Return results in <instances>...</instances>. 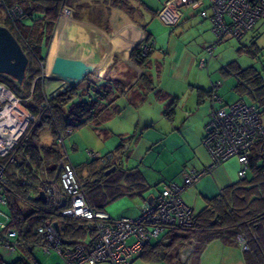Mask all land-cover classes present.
Returning <instances> with one entry per match:
<instances>
[{
    "label": "crops",
    "instance_id": "1",
    "mask_svg": "<svg viewBox=\"0 0 264 264\" xmlns=\"http://www.w3.org/2000/svg\"><path fill=\"white\" fill-rule=\"evenodd\" d=\"M170 1L73 0L75 21L71 30L75 28L78 33L84 34L89 30L95 39L100 38L102 32L107 39H111L105 43L107 52L103 55L101 51L105 45L96 43L95 47L89 49L80 41H74L75 48L81 47L79 58L88 56L95 67L104 64L100 72H95L88 80L98 77L118 81L125 87L126 93L114 100L111 110L115 114L109 119L75 130L68 138L70 147H66L64 141L63 147L59 148L47 126L39 129L30 145L41 158V170H37L34 165L29 170L30 179L17 180V171L11 169L14 166L10 170L8 168V175L14 176L9 177L10 182L23 183L19 188L12 186L11 190L13 203L23 215L33 208L25 198L28 193H32L28 184L36 185L37 176L57 177L62 150L66 151L83 184L89 205L105 212L113 220L123 217L136 219L145 206L155 201L163 184H181L182 176L193 171L207 170L199 182L182 192L183 201L195 215L207 207L208 201L219 198L225 188L239 182L240 165L236 160L210 168L211 157L202 140L213 110L240 100L255 104L252 91L242 93L238 87L240 82L234 70L252 69L264 79V20L257 22L240 41L225 38L215 49L214 56L209 57L205 49L214 41V36L210 23L199 15L201 11L207 10V1L199 0L193 6H184L179 10L166 8ZM163 12L172 18L171 24L160 18ZM149 18L152 22L153 18L156 19L158 32L151 28L145 30L143 24ZM166 33L168 36H165ZM118 35L124 38L123 42L131 41L127 52L118 49L121 44L113 43ZM146 38L153 47L141 69L130 62V53ZM157 39L161 40L160 44ZM64 41L72 44L65 38ZM58 44L57 51L65 49L60 47L62 44L65 46L61 39ZM154 52L158 53L157 61L161 59L166 68L162 72L165 73V82L160 80L162 90H156L154 82L159 73L150 71L149 59L155 60ZM47 56L48 49L45 58ZM200 60L205 61L204 67L198 65ZM143 74L151 81L146 83V87L141 84ZM215 82L221 84L218 91L220 104L211 100V86ZM88 85L82 81L75 87L84 92ZM2 86L0 112L8 108L11 116L8 124L2 121L3 117H9L6 112L0 117V146H5L14 143L19 136L17 121L22 117L15 113V109L12 110L11 105L15 101L13 104L19 107L20 100L5 85ZM5 99L8 103H5ZM261 121L264 124V115ZM13 130L15 134H12ZM10 135L15 139L9 140ZM68 149L74 153L72 157ZM89 152L99 153V159L91 158ZM56 154L60 155L59 158ZM106 156H111V160L103 165L102 158ZM0 209L10 218L8 227L16 231L11 225L9 204L0 206ZM173 233L165 231L148 245L167 246L180 236ZM89 238L90 234L86 232L79 241L88 242ZM178 247V244L171 245L165 257L159 261H148L142 255L132 264H245V253L230 238L215 239L208 243L192 240ZM201 247H204L203 252L196 255ZM37 251L41 252L38 246L29 255L16 249L9 253L0 244V258L7 263L30 256L31 262L41 264L36 256Z\"/></svg>",
    "mask_w": 264,
    "mask_h": 264
},
{
    "label": "trees",
    "instance_id": "2",
    "mask_svg": "<svg viewBox=\"0 0 264 264\" xmlns=\"http://www.w3.org/2000/svg\"><path fill=\"white\" fill-rule=\"evenodd\" d=\"M3 2L7 8L18 6L22 11L21 19L14 26L10 24L8 18L2 25L9 29L28 58L26 75L29 73L31 61L38 66L36 72L30 75L32 81L44 70L45 54L61 8L65 5L72 10L73 0H3ZM0 11L4 13L1 6ZM144 44H148L147 38ZM140 45L131 50L130 62L142 69L151 51L147 56H143ZM234 72L240 82L238 87L241 88L242 93L251 90L254 94L255 104H246L253 106L260 116L264 115V79L252 69L236 68ZM141 78V84L145 87L148 81L151 82L144 74ZM37 81L35 86L33 85V95H31L34 105L28 106V110L33 116L38 117V121L29 125L25 136L19 140L9 155L0 158V165L5 167L6 189L3 195L12 214L11 225L17 232L15 249L25 255L32 254V250L42 243L43 235L38 233V229L44 226L46 221L58 224L61 238L69 245L79 242L87 232V224L80 219L63 217L58 207L37 200L35 196L40 192L38 187L45 179L38 176L36 185L28 184L32 193H28L25 197L26 202L33 208L23 215L13 203L11 192L12 186L19 188L23 183L10 182L9 177L14 178L13 174L8 175L10 167L14 166L11 169L17 171V180L30 179V171L34 165L37 170H41V158L30 145V141L41 127L49 128L55 142L59 135L67 138L70 136L67 135L68 130L74 132L90 124H100L113 116L115 113L111 108L114 100L126 93L125 87L118 81L98 79L90 81L87 77L83 82L89 85L84 92L74 87L47 96L44 93L43 80ZM0 84L7 86L17 97L22 96L21 89L26 91L21 98L30 97V82H25V79L21 85H18L9 77L0 75ZM42 104L45 107H42ZM56 155L59 158L60 155ZM20 158L21 162H19ZM11 159L14 160L13 163H10ZM192 223V229L174 238L169 245H148L142 255L148 261H159L165 257L171 245L173 247L178 244L179 249L192 240L208 243L215 239L230 238L234 241L236 236L242 235L248 242V250L244 252L245 264H264V139L256 142L249 149L245 176L237 184L225 188L219 198L208 201L207 207L194 215ZM29 257L23 256L11 263L0 258V264H36L31 262Z\"/></svg>",
    "mask_w": 264,
    "mask_h": 264
},
{
    "label": "built area",
    "instance_id": "3",
    "mask_svg": "<svg viewBox=\"0 0 264 264\" xmlns=\"http://www.w3.org/2000/svg\"><path fill=\"white\" fill-rule=\"evenodd\" d=\"M206 1L208 8L199 15L210 23V30L214 36V41L205 49L209 57L214 56L215 49L225 38L240 41L257 22L264 20V0ZM197 2V0H171L166 8L179 10L184 6H193ZM0 6L3 7L11 25L14 26L21 19L23 14L20 7L7 8L3 0H0ZM70 15L71 10L63 5L54 33L59 26L58 23L64 24L63 22ZM166 15V13L161 14L160 18L171 24L172 18ZM152 47L150 43H141L142 55L147 56ZM198 65L204 67L206 63L200 60ZM220 87V82H215L211 86L213 103H221L218 95ZM14 109L15 113L22 117L17 121L20 134L14 143L0 146V157L9 155L20 140L19 137L25 136L29 125L38 121V117L27 110L20 109L16 105L12 107V110ZM72 133L71 130L67 131L68 136ZM262 139H264V124L261 116L253 106L240 100L227 106H220L211 112L202 144L211 157L210 168L236 160L240 165L238 176L243 178L249 149ZM64 141V136H57L56 144L59 148L63 147ZM89 156L99 159L100 154L89 152ZM110 160L111 156L102 158V161ZM13 161L11 159L10 163ZM4 171L5 167L0 165V206L6 205L3 195L6 189ZM57 172V177L43 179L38 190L44 193L46 202L58 207L61 216L86 222V230L90 238L88 242L65 244L54 223L46 221L44 226L38 229V233L43 235V241L39 245L40 251L45 255L57 254L64 264H132L142 256L146 246L156 241L163 232L172 231L173 234L181 235L192 229L195 214L183 201L182 192L199 182L207 170L184 174L181 184L172 182L163 184L155 201L145 206L136 219L123 217L116 220L89 205L83 184L78 179L65 150L61 151ZM63 199H65L64 206H62ZM9 221V216L0 209V244L10 253L17 244V232L8 227ZM234 242L242 252L248 250V242L242 235L236 236Z\"/></svg>",
    "mask_w": 264,
    "mask_h": 264
},
{
    "label": "rangeland",
    "instance_id": "4",
    "mask_svg": "<svg viewBox=\"0 0 264 264\" xmlns=\"http://www.w3.org/2000/svg\"><path fill=\"white\" fill-rule=\"evenodd\" d=\"M74 17L75 16L73 15V12L71 10V15L66 21L63 22L64 24H62L61 22L58 23L60 25L62 24L63 33L58 31L57 36L55 35V33L53 34L51 42H50L49 47H48V56L45 58V61H44V63H45L44 70H43L42 74H40L39 76H35V78L32 79V81L30 80V75L33 72H36V69H37L38 66L35 63H32V61H31L29 73L25 77V82H30V88H31L30 89V93H29L30 97H28L27 99L21 98V97H24V95L26 94V91L23 90V89H21L22 90V96L17 97V96L14 95L16 97V99H19V100L22 99L21 101H19V104H18V106L21 107V109H23V108H27L28 109V106H33L34 105L33 97H31V95H33V92H32L33 85L35 86L37 80H39V81L43 80L42 84L44 86V93L47 96L50 93L54 92L55 89L57 88V86L60 85V83L58 81L54 80L49 74L50 64L52 63L51 61L53 60L54 56L61 55V56H65V57L72 58V59H79V60H83L84 59L83 61L85 63L93 65L92 62H90V59H89L88 56L85 55L84 57L79 58V56L81 54V52H80L81 51L80 50L81 47L75 48L74 41L75 42H79L80 41L83 45H86L87 48L91 49L93 46L94 47L96 46V43L105 45V43H107V41L111 40V39L110 40L107 39L102 32H100L101 33V37L95 39L94 35L89 30L85 34L84 33H78L75 28H74V31H72L71 30V25L74 24V21H75ZM5 20H6L5 14L0 11V24L4 23ZM150 20H151V18L147 19V21H145V24H143L145 30L149 31V29L151 28V29H154L156 32H158L159 29L157 30V28H156V22H157L156 19L153 18L154 22H152V20L150 22ZM105 28L107 29V26ZM169 30L171 31V29H169ZM169 30H168V32H169ZM119 35L116 36L115 38H118V37L121 36V35L120 36ZM165 36H168V33H166ZM58 38L61 39L62 42H64L65 46L63 44L60 46L61 48H65L64 50L61 49V50L57 51L58 46H59V44H58L59 43V39ZM64 38L67 39V40H70L72 42V44L65 43ZM123 40H124V38L119 41L118 44H121V45L118 47V49L122 50V51L125 50V52H127L126 49L129 46V44L131 43V41L129 42V41L125 40L123 42ZM132 41H134V40H132ZM157 41H158L159 44L161 43L160 39L159 40L157 39ZM141 43H145V40L143 42H141ZM164 43H166V39H164ZM55 52H56V54L54 55ZM104 52H107V46L106 45H105V47H102V51H101L102 55L104 54ZM153 55H154V59L156 60V62L153 59H149V61L151 62L150 63V65H151L150 71H152V72H156L157 71L159 73V77H156V79H154V82H155L156 90H162L163 86H162V84H160V82L161 81L165 82V73L164 74L162 73L166 69V68H164L165 64H163L164 62H162L161 59H159L157 61V59H158V53L157 52H154ZM159 65H161V68L158 69ZM103 67H104V64L101 67H96V69H95L96 74L99 73L100 70ZM94 75H95V73H94ZM94 78L98 79V80H104V79H100L98 77H94ZM7 89H9V88L7 87ZM162 93H163V91H162ZM244 97H247V96H244ZM5 98H6V96H5ZM149 100H151V98H149ZM5 103H8V101L6 99H5ZM5 103L3 102V104H5ZM0 108H2V105H0ZM8 116H9L8 118L3 117V119H2L3 124H8L10 122V120H11L10 117L11 116L9 114H8ZM12 134H15L14 130H13ZM13 137H14L13 135H10L9 140L10 139L14 140L15 137L14 138ZM68 138L69 137H67L66 140H65L66 147H70L71 146L70 145V140H68ZM87 149H85V150H87ZM68 151H69L68 153H69L70 157H72V155L74 153L71 151V149H68ZM82 151H84V150H82ZM82 151H80L79 153H83ZM203 250H204V247H201L199 249L200 252L197 253L196 255L201 254L203 252ZM36 256H37V259L41 262V264H64L63 260L55 253H51L50 255H45V254L37 251L36 252ZM99 264H109V263H99Z\"/></svg>",
    "mask_w": 264,
    "mask_h": 264
},
{
    "label": "water",
    "instance_id": "5",
    "mask_svg": "<svg viewBox=\"0 0 264 264\" xmlns=\"http://www.w3.org/2000/svg\"><path fill=\"white\" fill-rule=\"evenodd\" d=\"M27 67L28 58L20 44L8 28L0 26V75L9 77L18 85H21L25 79ZM95 69V66L79 59H72L61 55L54 56L49 74L60 85L49 96L54 95L57 91H64L65 89L75 87L87 77L94 75ZM36 199L42 202L46 201L43 192H39ZM64 205L65 199H63L62 206ZM54 227L59 232L57 223H54Z\"/></svg>",
    "mask_w": 264,
    "mask_h": 264
},
{
    "label": "bare ground",
    "instance_id": "6",
    "mask_svg": "<svg viewBox=\"0 0 264 264\" xmlns=\"http://www.w3.org/2000/svg\"><path fill=\"white\" fill-rule=\"evenodd\" d=\"M62 30H63L62 24H61V25L59 24V26H58V28H57V30H56V32H55V35L57 36L58 31L62 32ZM55 35H54V36H55ZM120 40H121V37L114 38L113 43L116 42L115 44H118ZM51 62H52V61H51ZM50 66H51V64H50ZM13 103H15V101H12V103H11V105L14 106ZM8 111H9V110H8V108H7V109H5V111H3L2 113L0 112V117H1V115L4 114L5 112L8 114Z\"/></svg>",
    "mask_w": 264,
    "mask_h": 264
},
{
    "label": "flooded vegetation",
    "instance_id": "7",
    "mask_svg": "<svg viewBox=\"0 0 264 264\" xmlns=\"http://www.w3.org/2000/svg\"><path fill=\"white\" fill-rule=\"evenodd\" d=\"M19 139H21V137H19ZM19 141V140H18ZM109 163V161H102V164L103 165H106V164H108Z\"/></svg>",
    "mask_w": 264,
    "mask_h": 264
},
{
    "label": "clouds",
    "instance_id": "8",
    "mask_svg": "<svg viewBox=\"0 0 264 264\" xmlns=\"http://www.w3.org/2000/svg\"><path fill=\"white\" fill-rule=\"evenodd\" d=\"M0 86H2V84H0ZM19 142V141H18Z\"/></svg>",
    "mask_w": 264,
    "mask_h": 264
}]
</instances>
